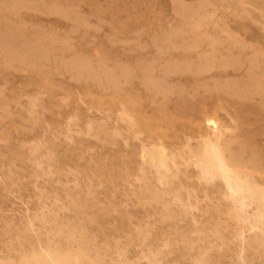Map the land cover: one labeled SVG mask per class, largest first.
Masks as SVG:
<instances>
[{"label": "rangeland", "instance_id": "obj_1", "mask_svg": "<svg viewBox=\"0 0 264 264\" xmlns=\"http://www.w3.org/2000/svg\"><path fill=\"white\" fill-rule=\"evenodd\" d=\"M263 80L264 0H0V264L69 244L102 264H264V235L181 158L210 117L264 184ZM155 144L199 209L138 201Z\"/></svg>", "mask_w": 264, "mask_h": 264}, {"label": "bare ground", "instance_id": "obj_2", "mask_svg": "<svg viewBox=\"0 0 264 264\" xmlns=\"http://www.w3.org/2000/svg\"><path fill=\"white\" fill-rule=\"evenodd\" d=\"M19 25H21V24H19ZM198 25H200V22L193 23V26H198ZM5 30H7V29H5ZM18 34H20V33L18 32ZM9 35H7V36H9ZM20 38L17 37L16 39L11 40V41L4 40L3 43L5 46L8 44V48H10L11 45H12V47L16 46V48L13 47L12 49H13V51H15L17 53V55L19 57H21L19 60L20 61H27L28 56H34V54L36 55V53H33L31 51V47L33 45L29 44L28 41H24L23 39H20ZM37 40H38L37 36L30 38L31 43L32 42L35 43ZM254 54H255V52H254ZM45 56H47V55H45ZM256 61H257V59H256ZM28 63L30 65H32L33 67L38 65V63L33 64L32 62H30V60L28 61ZM236 66H237V64H236ZM119 114H121V113H119ZM129 115H128V117H129ZM206 121H207V123L206 122L205 123L207 124V127L208 126L211 127L212 132L206 136L201 137V139L196 141L195 143L188 144L187 152L185 154L181 155L182 163L185 166H189L193 169L194 177L197 180V183L211 184L213 182H217L220 185V187L222 188V191H223L222 194H224V196L227 197L231 201V204H233L232 205V206H234L233 210H235L236 213L238 212L240 214V215H238V214L237 215L241 216V221H242L241 223H245L247 225V227H249L251 230H253V229L259 230L260 233L262 235H264V184L259 183L256 180L257 178L255 179L253 171L251 170V168L249 166L244 165L242 160L240 159L239 154H237L231 150V147L227 143L228 139L223 137V131L218 127L216 121L210 117H206ZM88 125L90 126V124H88ZM117 129H118V127H117ZM86 132H88V131H86ZM38 145H37V147H39ZM31 146L32 145H30V147ZM33 147H35V146H32V148ZM146 147H147V145H146ZM39 148H38V150H39ZM139 148H140V146H139ZM143 156H144L143 158H145V161L149 164L150 173L152 174L153 181H147L145 173L144 172L142 173L140 180L143 182V187L141 188L140 192L137 195L139 202H142V203L155 202V203L162 204L166 212H167L168 206L171 203L180 206L183 211H189L194 207L197 208L198 205L196 206L194 203L191 202V196L193 198L195 196V193H194L195 190L193 188H190L188 186H184L183 184L179 183L180 188L186 189V192H187L185 198H183L180 195L179 190L175 189L172 186L173 185V179L177 176V172L170 171L169 167H168L169 163H171L173 166L176 163L173 153L169 152L164 145L155 144V145L151 146L150 149L147 150ZM141 160H142V158H141ZM35 161H37V160H35ZM38 162H39V160H38ZM140 164H142V163H140ZM143 166H144V164H143ZM211 188H213V187H211ZM205 191L207 192V190H205ZM193 193H194V196H193ZM221 198H223V197H221ZM227 198H225V199H227ZM194 199H196V198H194ZM199 201H200V199H199ZM197 209H199V208H197ZM235 212H234V215H235ZM188 214H190V213H188ZM235 217H237V216H235ZM193 221H195V219ZM223 225L225 227V224H223ZM246 225H245V227H246ZM30 227H31V225H30ZM241 227H242V225H241ZM54 234H56V232H54ZM243 234L241 232L240 236H242ZM216 239H217V237H216ZM37 242H38V239H37ZM240 244L242 245V243H240ZM247 245H248V243H247ZM246 248H247V246H246ZM248 249H250L249 246H248ZM240 250H242V248ZM17 257H18V255H17ZM245 258H246V256H245ZM209 259H210V257H209ZM210 262H211V260H210ZM17 264H102V263L100 262V260L98 258L93 257L90 254H88L84 249L73 248L69 244L67 246V248H65V249H62L58 246H51V245L34 246L30 249V251L26 255L22 256L17 261ZM194 264H208V262L204 258V256L201 255V256L194 259Z\"/></svg>", "mask_w": 264, "mask_h": 264}]
</instances>
